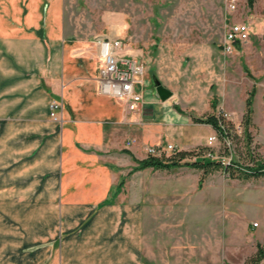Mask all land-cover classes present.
I'll list each match as a JSON object with an SVG mask.
<instances>
[{
  "label": "crops",
  "instance_id": "1",
  "mask_svg": "<svg viewBox=\"0 0 264 264\" xmlns=\"http://www.w3.org/2000/svg\"><path fill=\"white\" fill-rule=\"evenodd\" d=\"M84 1L0 0V264H144L149 187H139L138 199L124 168L150 146L190 150L203 142L186 137L183 126L196 122L169 98L143 93L140 110L126 112L98 90L94 40L122 37L141 55L127 41L139 21L134 0H124L128 24L84 25ZM156 8L163 12L164 2ZM220 18L222 47L226 27L239 20L226 0H208V30ZM154 64L144 65V85L160 69Z\"/></svg>",
  "mask_w": 264,
  "mask_h": 264
},
{
  "label": "rangeland",
  "instance_id": "2",
  "mask_svg": "<svg viewBox=\"0 0 264 264\" xmlns=\"http://www.w3.org/2000/svg\"><path fill=\"white\" fill-rule=\"evenodd\" d=\"M256 1L260 2V11L254 9ZM161 2L163 12L156 8ZM253 3L236 0V8L230 10L234 18L249 22L251 30L246 42L225 54L219 40L224 28L222 19H211L208 30V0L133 2L139 27L127 41L143 51L139 58L145 66L160 64L154 74L158 73L163 85L171 90L168 101L182 115L190 116L189 121L220 111L225 113L226 121L233 123L226 140L200 122L183 126L186 137L203 141L190 150L198 152L202 149L199 147L208 146V151L224 164L232 158L249 166L255 160L264 161V0ZM82 9L78 13L84 25L116 21L121 28L129 22L124 21V0H86ZM151 13L158 17H149ZM212 45L218 54L208 51ZM142 90L145 96L157 97L152 76ZM249 95L252 140L248 146L240 122ZM207 132L216 137L211 144H207ZM161 138L166 144V133ZM137 165L133 162L124 171L129 184L137 187L138 199L139 187H149L144 264H245L258 243L264 247V175L230 177L218 169L205 175L199 184L202 171L194 167L166 171L135 169ZM259 264H264V259Z\"/></svg>",
  "mask_w": 264,
  "mask_h": 264
},
{
  "label": "built area",
  "instance_id": "3",
  "mask_svg": "<svg viewBox=\"0 0 264 264\" xmlns=\"http://www.w3.org/2000/svg\"><path fill=\"white\" fill-rule=\"evenodd\" d=\"M227 7L230 10L236 8V0H228ZM251 25L247 21H234L226 29L222 41V49L225 53L232 52L236 47L242 45L249 38ZM97 53L101 60L99 73L96 78L97 88L100 92L110 95L123 105L124 111L136 112L140 110L143 103L144 85L143 75L145 73L144 63L139 55L133 54L127 47L122 37L96 38L94 40ZM59 103L52 101L50 104V116L57 119L56 110ZM264 113V109H263ZM225 115V113H223ZM216 139L215 135H209L207 144ZM175 147L169 143L166 147L150 146L147 153L155 154L158 151L166 152Z\"/></svg>",
  "mask_w": 264,
  "mask_h": 264
},
{
  "label": "trees",
  "instance_id": "4",
  "mask_svg": "<svg viewBox=\"0 0 264 264\" xmlns=\"http://www.w3.org/2000/svg\"><path fill=\"white\" fill-rule=\"evenodd\" d=\"M253 0H248L251 5ZM252 100L251 95H249L245 100V110L242 114L240 125L242 127V132L245 138L246 144L249 146L252 140L251 132L249 130L252 124ZM213 106V104H212ZM194 121L200 123H208L217 132L219 137L226 140L230 136L229 127L233 126L231 121H226L224 119L223 113L218 112L217 114H209L203 117H194ZM202 148L200 151L185 150L174 148L170 155H166V151L161 150L155 154L148 153L143 159H136L138 165L135 169H141L146 167H151L152 169H161L169 171L173 168H178L181 166H190L202 171V175L199 178V184L202 182L205 175L222 169L230 177L248 178L249 176H260L264 175V161L255 160L254 164L242 165L234 158L226 161L224 164L222 159H219L214 155V152L209 150L208 146L199 147ZM229 152V151H228ZM248 155L253 159L252 151L248 148ZM188 157H193V159L187 160ZM264 259V247L261 244H257L256 251L253 255L245 261V264H259Z\"/></svg>",
  "mask_w": 264,
  "mask_h": 264
},
{
  "label": "water",
  "instance_id": "5",
  "mask_svg": "<svg viewBox=\"0 0 264 264\" xmlns=\"http://www.w3.org/2000/svg\"><path fill=\"white\" fill-rule=\"evenodd\" d=\"M152 82L156 95L160 100L164 101L171 96V90L165 87L156 75H152Z\"/></svg>",
  "mask_w": 264,
  "mask_h": 264
}]
</instances>
